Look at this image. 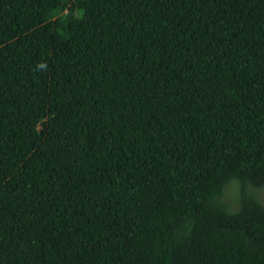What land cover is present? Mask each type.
<instances>
[{
    "label": "trees",
    "instance_id": "obj_1",
    "mask_svg": "<svg viewBox=\"0 0 264 264\" xmlns=\"http://www.w3.org/2000/svg\"><path fill=\"white\" fill-rule=\"evenodd\" d=\"M247 185L264 0H0V264H264Z\"/></svg>",
    "mask_w": 264,
    "mask_h": 264
},
{
    "label": "rangeland",
    "instance_id": "obj_2",
    "mask_svg": "<svg viewBox=\"0 0 264 264\" xmlns=\"http://www.w3.org/2000/svg\"><path fill=\"white\" fill-rule=\"evenodd\" d=\"M64 12H67L66 8L62 9L58 7L47 6L45 9V16L47 20H51ZM74 13L78 14L77 9L74 10ZM246 189L264 205V186L254 187L252 185H247ZM239 193V181L237 179H230L224 186L222 195L220 197V200L225 205L226 209H228L229 211H234L238 208Z\"/></svg>",
    "mask_w": 264,
    "mask_h": 264
}]
</instances>
